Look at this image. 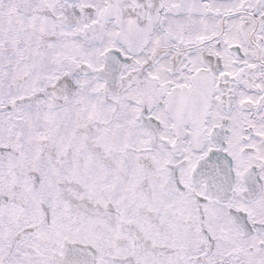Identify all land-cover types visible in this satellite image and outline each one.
Returning <instances> with one entry per match:
<instances>
[{
    "label": "snow or ice",
    "instance_id": "6c2138e0",
    "mask_svg": "<svg viewBox=\"0 0 264 264\" xmlns=\"http://www.w3.org/2000/svg\"><path fill=\"white\" fill-rule=\"evenodd\" d=\"M0 264H264V0H0Z\"/></svg>",
    "mask_w": 264,
    "mask_h": 264
}]
</instances>
